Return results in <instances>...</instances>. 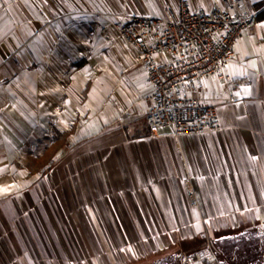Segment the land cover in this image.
<instances>
[{
	"label": "crops",
	"instance_id": "1",
	"mask_svg": "<svg viewBox=\"0 0 264 264\" xmlns=\"http://www.w3.org/2000/svg\"><path fill=\"white\" fill-rule=\"evenodd\" d=\"M224 1L188 0L206 11ZM243 1L250 14L264 8ZM166 7L176 0H0V254L18 264L50 256L58 220L90 201L132 209L157 244L264 224V20L224 68L233 88L214 78L187 91L216 110L221 130L174 137L146 123L151 88L130 45L100 34V14L159 17Z\"/></svg>",
	"mask_w": 264,
	"mask_h": 264
},
{
	"label": "built area",
	"instance_id": "2",
	"mask_svg": "<svg viewBox=\"0 0 264 264\" xmlns=\"http://www.w3.org/2000/svg\"><path fill=\"white\" fill-rule=\"evenodd\" d=\"M100 15L101 36L110 41L111 30L117 32L144 69L151 88L145 118L150 129L168 128L174 137L221 130L216 110L189 97L187 91L199 80L214 78L233 88L224 68L244 31L256 24L258 13L250 14L243 0H225L209 11L193 9L188 0H176V8H164L159 17L122 14L116 20ZM233 100L230 96L228 101ZM183 186L186 196L193 198L191 182ZM183 260L185 264H219L208 241L183 255Z\"/></svg>",
	"mask_w": 264,
	"mask_h": 264
},
{
	"label": "rangeland",
	"instance_id": "3",
	"mask_svg": "<svg viewBox=\"0 0 264 264\" xmlns=\"http://www.w3.org/2000/svg\"><path fill=\"white\" fill-rule=\"evenodd\" d=\"M42 196V200H46L49 193L43 191ZM89 204L90 208L81 207L82 210L73 209L69 212L71 221L69 218L65 220L66 222L58 220L56 233L58 251L49 247L50 256L37 258L36 264H144L151 261L154 256L178 248L181 242L206 240L204 237V239H198L192 233L193 236L188 234L186 239H184L186 236L184 238L180 236L167 240L165 243L158 237L157 244L154 240L157 236L151 234L150 226L139 221L133 224V216H129L133 214L132 209L127 211L114 207H102L101 203L95 201H90ZM82 213L86 217L87 224H82ZM259 227L264 229V224L218 225L213 226V232L214 230L215 232L210 233L209 236L214 239L218 234L252 231L257 228L259 232ZM199 248H194L190 252ZM15 259L17 258L7 253L0 254V264H18Z\"/></svg>",
	"mask_w": 264,
	"mask_h": 264
},
{
	"label": "trees",
	"instance_id": "4",
	"mask_svg": "<svg viewBox=\"0 0 264 264\" xmlns=\"http://www.w3.org/2000/svg\"><path fill=\"white\" fill-rule=\"evenodd\" d=\"M262 7V5H261ZM258 20H264V8L258 12ZM64 135L58 134L56 141H60ZM60 150V143L53 145L48 151V155L54 156ZM48 166L42 169H34L45 173L52 164L48 161ZM40 168V164H39ZM241 231L226 232L215 235V238L207 237L204 242L192 241L181 242L178 248L167 250L158 256H154L151 261L144 264H181V254L188 253L194 248H199L205 242H209L213 253L216 255L219 264H264V232L259 233L257 229L248 231L244 236ZM142 264V263H141Z\"/></svg>",
	"mask_w": 264,
	"mask_h": 264
},
{
	"label": "flooded vegetation",
	"instance_id": "5",
	"mask_svg": "<svg viewBox=\"0 0 264 264\" xmlns=\"http://www.w3.org/2000/svg\"><path fill=\"white\" fill-rule=\"evenodd\" d=\"M263 227H259V229H260V231H259V233H262V232H264L263 230L264 229H262ZM257 230H258V228H257ZM242 233H241V235L242 236H244L245 234H247V232H248V230H246L245 232H243V231H241ZM189 253V252H188ZM186 253H182L181 255L183 256V255H185ZM216 256V255H215ZM181 259V264H182V262H183V257H181L180 258ZM218 260V259H217ZM154 264H159L158 262H156V263H154Z\"/></svg>",
	"mask_w": 264,
	"mask_h": 264
},
{
	"label": "water",
	"instance_id": "6",
	"mask_svg": "<svg viewBox=\"0 0 264 264\" xmlns=\"http://www.w3.org/2000/svg\"><path fill=\"white\" fill-rule=\"evenodd\" d=\"M182 264H185L184 260H183Z\"/></svg>",
	"mask_w": 264,
	"mask_h": 264
}]
</instances>
